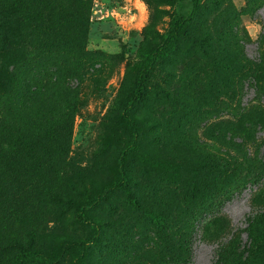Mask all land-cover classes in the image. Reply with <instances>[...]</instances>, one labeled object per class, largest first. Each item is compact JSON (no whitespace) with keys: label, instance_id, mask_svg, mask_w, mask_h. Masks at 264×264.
Wrapping results in <instances>:
<instances>
[{"label":"rangeland","instance_id":"obj_1","mask_svg":"<svg viewBox=\"0 0 264 264\" xmlns=\"http://www.w3.org/2000/svg\"><path fill=\"white\" fill-rule=\"evenodd\" d=\"M179 1L32 0L40 32L15 12L0 18V62L16 64L0 67V92L28 100L35 123L0 150V264L70 239L90 245L82 264H264V0H201L151 69L135 133L122 118L138 59L163 42ZM132 140L176 163V179L128 151ZM120 160L140 207L116 190L91 212L97 229L81 224L77 206Z\"/></svg>","mask_w":264,"mask_h":264},{"label":"trees","instance_id":"obj_2","mask_svg":"<svg viewBox=\"0 0 264 264\" xmlns=\"http://www.w3.org/2000/svg\"><path fill=\"white\" fill-rule=\"evenodd\" d=\"M17 1L20 2L17 3ZM17 1H10L11 3H7L4 0H0V18L3 16H9L15 12V21L18 26H23L24 28L30 29L34 32H40L43 29L44 23H41V18L35 15V10L31 5L32 0ZM200 1L201 0H180L177 8L171 15L169 27L166 31L163 42L157 48L145 52L141 58L138 59V76L132 93L122 111V118L133 133L136 132L137 125L131 114V110L142 97V93L152 67L160 60L168 58L174 52L179 40L182 37L184 27L195 18ZM13 4H17L18 6L19 4H22V6L17 9L16 6H13ZM4 27V22L0 20V29H3ZM41 48H43V45ZM0 67L6 69L9 73H13V71H15L16 64H13V62L9 63V60L4 59L3 62H0ZM23 74H26L25 70L23 71ZM12 76L15 77V74ZM20 77L14 79V81H16L15 86L21 84ZM28 77V82H30L32 86L34 78L32 75ZM22 83H24V81H22ZM31 89L33 90V88ZM13 90L15 89H10L8 92H0V150L2 151H11L15 145H20L22 143L21 139L26 138V135L31 131V128L35 127L34 119L29 118L33 110H31L28 100L21 104L22 98L19 96L14 100L15 104H13V94L11 92ZM4 97L6 98L5 102ZM34 115L37 116L38 119L42 115L44 119V112L42 110L37 111ZM127 148L128 151L133 152L139 160L147 161L154 166L163 169L168 179H176L175 174L178 171V165L176 163L152 157L148 152L142 150L134 140L130 142ZM122 155L125 156L126 153ZM120 171L121 173L118 177L102 186L94 195L85 197L84 200L77 206L75 218L78 222L90 227L91 229H97L98 221L91 215V212L101 200L105 199L110 193L116 190L126 193L129 202L136 208L140 207L139 199L131 189L130 178L128 173L122 167L121 160ZM254 216L255 214H248L246 216V223L249 224ZM149 217L154 224L158 226L162 225L163 220L157 214L149 212ZM89 246L90 245L87 240L70 239L63 243L58 251L51 253L42 252L32 248H23L7 264H23L26 262L55 263L72 250H77L78 253L72 259L71 263L82 264L83 258Z\"/></svg>","mask_w":264,"mask_h":264}]
</instances>
